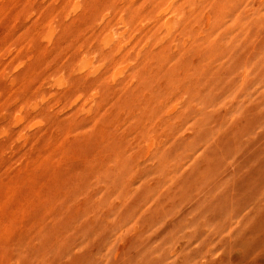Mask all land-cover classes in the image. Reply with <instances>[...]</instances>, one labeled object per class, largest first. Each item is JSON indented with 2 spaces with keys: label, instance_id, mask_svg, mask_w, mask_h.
I'll return each instance as SVG.
<instances>
[{
  "label": "rangeland",
  "instance_id": "374dc122",
  "mask_svg": "<svg viewBox=\"0 0 264 264\" xmlns=\"http://www.w3.org/2000/svg\"><path fill=\"white\" fill-rule=\"evenodd\" d=\"M0 264H264V0H0Z\"/></svg>",
  "mask_w": 264,
  "mask_h": 264
}]
</instances>
